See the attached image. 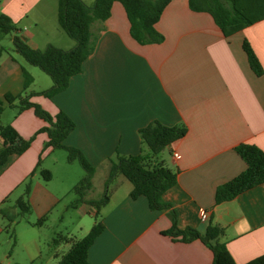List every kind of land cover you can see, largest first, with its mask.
<instances>
[{
    "label": "crops",
    "instance_id": "1",
    "mask_svg": "<svg viewBox=\"0 0 264 264\" xmlns=\"http://www.w3.org/2000/svg\"><path fill=\"white\" fill-rule=\"evenodd\" d=\"M57 6L58 0H1L0 12L13 20L18 34L32 47L54 44L70 49L76 42L60 27ZM156 27L165 37L162 42L139 43L131 35L123 4L115 1L111 16L92 25L95 47L82 71L53 97L31 98L51 114L63 110L75 121L63 143L80 149L96 167L86 199L104 194L112 159L150 154L139 133L142 127L158 120L187 128L162 154L177 173L176 184L163 195L170 206L152 209L146 196L132 198L128 178L130 183L119 192L125 181L118 174L111 182L119 178L120 182L100 210L105 228L89 249V261L213 264V250L200 238L186 241L164 233L176 219L177 227L201 233L211 222L218 223L233 258L244 264L264 254V182L219 204L215 195L219 185L247 167L236 149L239 144H254L264 151V73L253 70L244 48L247 40L264 70V18L227 36L211 13L193 10L189 0H170ZM25 71L34 79L27 91L53 85L13 48L1 56L3 123L13 125L31 144L0 166V262L37 264L41 257V240L20 249L22 220L9 225L7 217L19 214L16 201L30 182L29 201L40 215L65 201L80 216L74 226L77 232L56 230L50 237V262L58 264L71 239L85 236L96 222L86 228L85 214L96 215L97 210L87 201L72 206L77 197L68 202L85 170L73 167L76 160H68V153H62L66 149L47 146L49 135L42 129L48 122L32 107L19 111L5 100L6 93L24 91ZM175 151L179 159L174 158ZM42 169L51 172L49 180ZM202 211L208 212L206 220L201 219ZM42 220L25 221L40 226Z\"/></svg>",
    "mask_w": 264,
    "mask_h": 264
},
{
    "label": "trees",
    "instance_id": "2",
    "mask_svg": "<svg viewBox=\"0 0 264 264\" xmlns=\"http://www.w3.org/2000/svg\"><path fill=\"white\" fill-rule=\"evenodd\" d=\"M1 1V0H0ZM115 1L123 4L130 21L131 35L141 44L160 43L165 37L157 29L156 24L169 4L170 0H58L57 14L60 27L75 40V46L64 49L54 44L45 48H34L19 34L18 27L5 13L0 12V58L4 52H9L1 37L10 34L14 50L27 62L40 67L53 80V85L42 91H27L33 82V76L25 71V89L22 93H6L5 100L10 105L16 104L19 111L32 107L37 116L48 122L42 130L49 135L47 146L64 148L68 153V160H78L85 170V175L74 187L77 198L72 206L83 201L90 202L96 208V217L100 216L101 208L110 200L109 184L118 175L128 178L133 187L130 196L134 199L146 196L152 209H166L170 204L163 198L164 193L177 182V173L163 158V152L174 141L183 137L187 128L184 125H167L153 120L139 130L143 142L150 149V154L118 155L111 160L110 173L106 180L105 192L100 199H86L87 191L92 187V177L96 167L89 162L84 153L74 146L63 143L68 134L75 128V121L63 110L53 115L41 104L32 101L34 94L53 97L65 90L73 76L83 69L84 61L93 52L96 37L92 30L94 22H104L111 16ZM190 7L195 11L211 13L216 23L225 35L229 36L244 27L264 18V0H189ZM244 48L248 54L251 67L257 74H263V67L252 49L245 40ZM1 102V100H0ZM4 107L0 104V166L4 165L14 154L23 153L31 144V139L24 138L11 124L2 120ZM238 153L247 163V167L231 180L219 185L216 190V202L222 203L234 199L239 193L264 182V151L254 144L242 143L237 146ZM42 176L49 180V169L41 170ZM31 184L27 183L24 194L16 203L19 214L7 216L9 225L31 212L29 194ZM23 218V219H24ZM176 218V216H175ZM105 224L101 218L83 237L71 239L69 250L64 253L58 264H91L89 249L96 238L102 233ZM165 234L181 237L186 241L200 238L214 253L213 264H238L223 241L224 228L218 223L211 222L205 233L196 228L181 229L177 227L176 219L172 228L165 230ZM21 264V263H15ZM33 264V263H30ZM244 264H264V254Z\"/></svg>",
    "mask_w": 264,
    "mask_h": 264
},
{
    "label": "rangeland",
    "instance_id": "3",
    "mask_svg": "<svg viewBox=\"0 0 264 264\" xmlns=\"http://www.w3.org/2000/svg\"><path fill=\"white\" fill-rule=\"evenodd\" d=\"M87 2H91L92 0H86ZM1 43L7 48H14L13 42L11 40V35L10 34H5L1 37ZM36 69L40 71L44 77H46L48 80L51 79V77L44 72L40 67L36 66ZM52 80V79H51ZM62 153H67V152H62ZM67 155V154H66ZM73 167H76L80 169L81 171L84 170L82 165L78 160L74 161ZM45 166V165H44ZM49 168V160L47 165ZM122 179H124V184L119 185V192H122L125 190V183H130L127 178L121 174ZM119 180H116L114 182H110L109 187H110V194L111 191L114 190L116 183L118 184ZM113 188V190H112ZM104 195V194H103ZM101 195V196H103ZM77 193L75 192L74 189H72L69 197H68V202L71 200H74L77 197ZM29 198V197H28ZM66 200V201H67ZM31 204V212L24 218L21 217L19 220H22L20 222V226L18 227V232H19V247L20 249H23L25 243H32L34 239H39L41 240V245H42V254L41 257L37 260V264H52L50 262L51 256H53V249L50 246V237L52 236L53 232L56 230H69V231H74L77 232L74 228L75 224L80 220V216L78 215L77 211L72 208V207H66L65 206V201L61 203L57 208H55L53 211L49 213V210L47 213H44L40 215L38 212V209H36L35 205H33L32 202ZM47 214V215H46ZM46 216V218H45ZM63 216V217H62ZM24 218V219H23ZM99 216L96 217V215L86 213L85 218H84V224L89 226L91 222H94L96 219H98ZM31 220L32 222H38L39 220H42L43 224L38 226H31L28 224L25 220ZM14 227V225H12ZM16 234V233H15ZM17 236V235H16Z\"/></svg>",
    "mask_w": 264,
    "mask_h": 264
},
{
    "label": "built area",
    "instance_id": "4",
    "mask_svg": "<svg viewBox=\"0 0 264 264\" xmlns=\"http://www.w3.org/2000/svg\"><path fill=\"white\" fill-rule=\"evenodd\" d=\"M174 158L175 159H179L180 158L179 152H177V151L174 152ZM207 218H208V212L207 211H202L201 219L202 220H206ZM0 264H6V263L5 262H0Z\"/></svg>",
    "mask_w": 264,
    "mask_h": 264
}]
</instances>
